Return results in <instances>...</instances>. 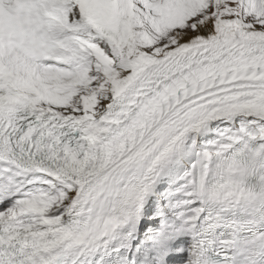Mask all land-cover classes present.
<instances>
[{"label": "snow or ice", "instance_id": "obj_1", "mask_svg": "<svg viewBox=\"0 0 264 264\" xmlns=\"http://www.w3.org/2000/svg\"><path fill=\"white\" fill-rule=\"evenodd\" d=\"M0 264H264V0H0Z\"/></svg>", "mask_w": 264, "mask_h": 264}]
</instances>
